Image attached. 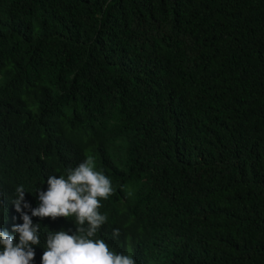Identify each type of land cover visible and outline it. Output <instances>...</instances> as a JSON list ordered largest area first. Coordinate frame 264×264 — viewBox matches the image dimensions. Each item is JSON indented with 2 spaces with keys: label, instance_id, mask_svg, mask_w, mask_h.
Here are the masks:
<instances>
[{
  "label": "trees",
  "instance_id": "16d2710c",
  "mask_svg": "<svg viewBox=\"0 0 264 264\" xmlns=\"http://www.w3.org/2000/svg\"><path fill=\"white\" fill-rule=\"evenodd\" d=\"M0 10L17 11L0 15V228L23 223L17 186L35 209L50 175L91 155L114 189L96 238L115 250L139 264H264V0Z\"/></svg>",
  "mask_w": 264,
  "mask_h": 264
},
{
  "label": "clouds",
  "instance_id": "9594fccd",
  "mask_svg": "<svg viewBox=\"0 0 264 264\" xmlns=\"http://www.w3.org/2000/svg\"><path fill=\"white\" fill-rule=\"evenodd\" d=\"M0 15L13 23L17 19L16 10H0ZM26 192L23 185L14 189L11 203L23 223L15 225L13 231L0 228V264H31L34 257L41 258L40 264H139L130 246L115 250L109 241L96 238L108 220L107 214L100 212L114 189L112 181L96 170L93 156H82L67 173L50 175L47 189L38 191L37 208L25 202ZM23 209L30 210L31 216ZM32 217L42 218L46 228L32 222ZM57 220L68 221L74 234L55 232L52 225ZM125 232L114 228L110 237L125 239ZM36 245L41 246L42 256H35Z\"/></svg>",
  "mask_w": 264,
  "mask_h": 264
}]
</instances>
